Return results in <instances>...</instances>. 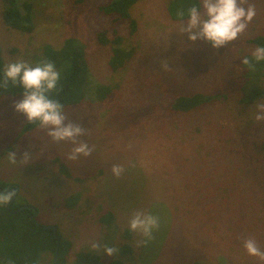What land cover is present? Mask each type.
Instances as JSON below:
<instances>
[{
	"label": "rangeland",
	"instance_id": "rangeland-1",
	"mask_svg": "<svg viewBox=\"0 0 264 264\" xmlns=\"http://www.w3.org/2000/svg\"><path fill=\"white\" fill-rule=\"evenodd\" d=\"M29 1L36 24L31 33L3 22L0 0L5 62L23 59L33 66L44 44L60 46L70 36L86 44L90 90L82 105L64 114L86 130L79 139L93 151L69 160L73 144L54 141L39 124L27 130L26 116L15 110L23 96H4L0 183L15 184L18 203L33 206L38 223L55 225L71 241L65 264H75L79 251L123 264H264L243 244L251 237L264 251V121L255 118L264 98L240 100L246 80L241 60L255 49L247 39L264 34V0H248L256 16L220 49L183 34L168 0L139 1L131 11L138 21L133 35L126 22L99 11L110 0ZM103 31L111 39L120 34L124 47L134 48L117 71L109 65L110 45L98 39ZM97 84L112 87L104 101L97 99ZM196 92L215 101L192 113L171 110L177 95ZM10 152L17 160L27 152L29 162L11 165ZM114 164L125 168L120 178L112 174ZM137 210L159 217L147 245H137L144 239L138 233L125 236ZM108 212L113 219L102 221ZM93 241L118 252L94 250ZM126 242L132 253L122 252ZM40 264H53V254L42 253Z\"/></svg>",
	"mask_w": 264,
	"mask_h": 264
},
{
	"label": "trees",
	"instance_id": "trees-1",
	"mask_svg": "<svg viewBox=\"0 0 264 264\" xmlns=\"http://www.w3.org/2000/svg\"><path fill=\"white\" fill-rule=\"evenodd\" d=\"M141 0H110L108 3L100 5L99 11L109 16L114 22H126L130 35H133L138 28V21L132 15V8ZM2 19L10 28L31 33L36 24L33 17L34 4L29 0H2ZM201 7L200 0H168L167 11L172 20L181 22V17L177 15L178 10L185 12L192 6ZM183 19H187L185 16ZM98 39L103 45H110L111 57L110 68L117 71L123 68L133 57L134 48H125L123 42L125 38L116 34L112 39L107 36L106 31L98 33ZM247 42L254 48L264 46V34H256ZM252 53L244 57L251 58ZM47 59L55 64L60 72L61 78L57 89L51 93V97L64 105V111L82 105L90 90L91 68L87 56L86 44L78 37L70 36L64 39L60 46L46 43L42 47V54L37 57L35 63H40ZM243 59V58H242ZM242 63V60H241ZM255 63V62H254ZM5 62L2 47L0 46V80L3 79ZM245 68V83L240 100L244 103H251L264 98V61L257 63L253 71L248 66ZM97 99L106 100L112 93L110 84H97L95 86ZM24 89L19 85L9 83L7 88H0V99L4 96H23ZM216 96L196 92L192 94H180L175 97L171 104V110L176 113H192L198 108L215 101ZM39 122H28L27 130L34 128ZM8 186L17 188L15 184L0 183V191L6 190ZM18 189V188H17ZM15 198L10 207L0 205V264H40L41 255L44 252L52 253L53 260L57 250V264H65L66 258L71 250V241L63 236L57 229L38 223L31 219L34 209L31 207L22 208ZM113 213L108 212L102 216L101 220L110 222ZM132 231L126 229L125 236L130 238ZM122 252H133L131 244L124 243ZM54 264V262H53ZM75 264H123L119 259H112L103 262L102 257L94 251H79L76 254ZM196 264H200L196 262Z\"/></svg>",
	"mask_w": 264,
	"mask_h": 264
},
{
	"label": "clouds",
	"instance_id": "clouds-1",
	"mask_svg": "<svg viewBox=\"0 0 264 264\" xmlns=\"http://www.w3.org/2000/svg\"><path fill=\"white\" fill-rule=\"evenodd\" d=\"M200 3L201 7L194 5L187 12L183 9L178 10L177 15L183 20L180 30L183 34L187 33L191 41L206 40L216 49L236 40L247 30L256 16V7L249 4L248 0H200ZM185 16L187 19H183ZM261 61H264V46L256 47L251 58L242 59V64L254 71L257 63ZM164 67L167 69L168 65ZM60 78L61 74L55 64L47 59L35 66L19 59L5 65L0 88H7L9 83L22 86L23 99L15 103V110L25 115L28 122H39V126L47 129V134L54 141L73 144L74 147L67 158L77 160L81 155L90 156L93 148L79 139L85 135L86 130L79 124L68 121L64 114V105L51 97V93L57 89ZM256 109V120L264 121V102L258 103ZM7 159L11 165L26 164L29 162V154L26 152L23 159L17 160L16 153L10 152ZM124 171L123 165L112 166V174L116 178H120ZM16 195L15 188L0 191V205L9 204ZM159 226V217L141 210H137L129 220L130 230L144 238L137 242L138 246L147 245L153 238L154 230ZM243 244L250 256L264 260V251L260 249L254 238H246ZM102 247L103 253L109 256L118 252V249L102 245L99 241L91 242V248L94 250Z\"/></svg>",
	"mask_w": 264,
	"mask_h": 264
},
{
	"label": "water",
	"instance_id": "water-1",
	"mask_svg": "<svg viewBox=\"0 0 264 264\" xmlns=\"http://www.w3.org/2000/svg\"><path fill=\"white\" fill-rule=\"evenodd\" d=\"M7 188L10 189L11 186H8ZM7 188H6V189H7ZM17 188H18V187H17ZM17 188H16V191H17V193H18V189H17ZM16 196H17V195H16ZM15 198H16V197H14V199H15ZM14 199H13V200H14ZM13 200H12V201H13ZM10 203H11V202H10ZM10 203L7 204V207H8V208L10 207ZM26 207H31V208L34 209V213H33V215L31 216V219H35L36 214H37V213H36V209H35L33 206H31V205H30V206H22L21 209H22V208H26ZM51 227H53V229H54L55 232H56L57 227H56L55 225H52ZM57 250H58V248H57ZM57 250H56V254H55L54 260H53L54 264H57V259H58V256H57V254H58V253H57Z\"/></svg>",
	"mask_w": 264,
	"mask_h": 264
}]
</instances>
